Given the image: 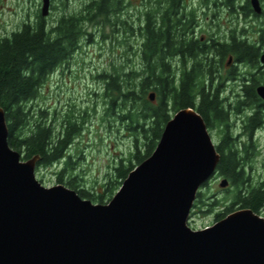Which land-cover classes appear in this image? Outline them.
<instances>
[{
	"label": "trees",
	"instance_id": "obj_1",
	"mask_svg": "<svg viewBox=\"0 0 264 264\" xmlns=\"http://www.w3.org/2000/svg\"><path fill=\"white\" fill-rule=\"evenodd\" d=\"M140 1L145 4L144 10H140L138 26L141 43L133 50V55L139 57L141 63L137 66L130 64L131 58H127L120 65L113 63L110 70L98 74L105 82L104 95L109 98V110L113 111L120 101V118L126 121L134 138L128 157L121 158L114 165L98 193L82 188L78 177L72 173L76 162L71 146L81 132L82 123H78L74 113H68L60 129H57L47 120L46 112L31 109V103L40 97L41 88L50 76L65 66L81 48L85 36L92 35L88 23L109 25L115 32L114 27L120 22L125 33L134 35L135 26L123 18V10L130 0H86L82 9L63 13L53 22L43 17L39 10L34 21L25 20L10 34H0V105L6 111L9 145L22 154V159L39 155V167L62 162L64 166L57 172L58 182L65 183L83 198L96 203H106L105 199L110 201L128 174L152 154L165 125L179 109L195 107L207 126L228 127L230 124L227 106L220 100L218 91L204 92L200 98L195 94L189 95V76L182 85H176L173 57L178 53L183 57L198 54L195 43L177 37L182 32L178 28L189 27L195 18L186 7L187 0ZM213 1L216 3V0H207L206 3ZM221 1L232 14L241 11L244 16L252 13L264 19V5L262 14H257L252 9L251 0ZM181 4L184 7H180ZM55 7L52 4V8ZM234 32L235 29L232 30L231 40L227 38L226 42L211 43L205 48L209 56L208 75L211 80L214 57L220 63L228 62L230 57L234 61L253 65L259 63L260 54L264 51V22L257 31L256 39H253L254 31L245 28L240 31V37H236ZM102 36L108 37L105 34ZM129 47L132 49L133 46ZM196 69H199L196 75L205 74L202 67ZM225 78L226 75H223L222 81ZM260 83H264V74L254 79V85ZM151 90L156 93V100L150 99ZM262 102L264 100L253 90L236 105V109L238 112L245 107L262 108ZM261 121L260 116H255L250 123L260 124ZM216 147L221 159L214 177L227 178L232 186L223 197L226 203L230 202L228 205L223 203L226 208L217 213L216 221L246 207L264 215V181L252 182L247 172V159L256 153L255 147L237 144L229 137ZM212 198L220 203L217 196L206 198L205 192L200 190L193 208L211 205Z\"/></svg>",
	"mask_w": 264,
	"mask_h": 264
},
{
	"label": "water",
	"instance_id": "obj_2",
	"mask_svg": "<svg viewBox=\"0 0 264 264\" xmlns=\"http://www.w3.org/2000/svg\"><path fill=\"white\" fill-rule=\"evenodd\" d=\"M41 1L47 17L52 0ZM251 5L263 12L260 0ZM257 93L264 100V84ZM8 137L0 105V264H264V216L252 208L201 229L189 224L221 159L195 107L171 117L152 154L106 203L65 184H42L40 156L22 159ZM228 184L223 178L221 186Z\"/></svg>",
	"mask_w": 264,
	"mask_h": 264
},
{
	"label": "rangeland",
	"instance_id": "obj_3",
	"mask_svg": "<svg viewBox=\"0 0 264 264\" xmlns=\"http://www.w3.org/2000/svg\"><path fill=\"white\" fill-rule=\"evenodd\" d=\"M85 1L52 0L51 12L46 18L53 22L63 13L79 11ZM260 1L263 6L264 0ZM187 2L193 5L197 3V0H190V2L187 0ZM222 3L224 1L216 0V3L213 1L210 12L200 17L205 25L203 30L206 32L208 29L207 33L211 36L219 32L215 28V25L218 27L219 24L220 36L226 42L233 29H235L234 33L240 36V31L245 28L250 32L254 31L253 39H256L257 31L261 28L264 19L252 13L244 16L241 11L232 14ZM52 4L56 7L52 8ZM144 5V1L130 0L123 10V18L128 19L135 26L134 35L125 33L120 22L114 27L115 32L109 25L88 23L87 27L92 35L85 36L81 48L65 66L50 76L41 88L40 97L31 103V109L45 111L47 120L55 124L57 129H60L68 113H74L78 123H82L81 132L71 146V154L76 162L72 173L78 177L77 180L82 188L94 193L103 189L102 184L106 183L114 165L119 163L121 158L128 157L134 139L126 121L120 118V101L113 111L109 110V98L104 95L105 82L98 77V74L103 70H110L113 63L120 65L127 58H131L130 64L137 66L141 63L140 58L133 55V50L137 49L141 43L138 26L141 18L140 10H144ZM219 5L223 8H217ZM41 8V0H0V34H10L25 20L34 21L36 12ZM207 16L208 25H206ZM103 34L108 37L103 38ZM129 46H133L132 49ZM151 92L154 91L151 90ZM255 151L256 153L251 154V157L247 159V172L252 182L264 181V146H255ZM63 166L62 162L49 167L37 166L36 177L48 187L65 184L58 182L57 176V172ZM223 178L212 177L208 184L202 187L201 191L205 192L206 198L215 195L220 199V203H216V200L212 198L214 201H211V205L193 208L189 221L192 228L201 229L212 225L216 221L217 213L225 210L224 204L228 205L230 202L226 203L223 197L227 195V189L232 186L230 183L225 187L221 186ZM117 191L118 189L110 199ZM108 200L105 199V202Z\"/></svg>",
	"mask_w": 264,
	"mask_h": 264
},
{
	"label": "flooded vegetation",
	"instance_id": "obj_4",
	"mask_svg": "<svg viewBox=\"0 0 264 264\" xmlns=\"http://www.w3.org/2000/svg\"><path fill=\"white\" fill-rule=\"evenodd\" d=\"M206 2L207 0H197V3L193 5L188 3L186 7L190 10V13L194 14L195 18L189 27H183V29L181 27L178 28V30H181L182 32L177 35V37L181 40L195 43L198 47V54L196 56L190 54L187 57H183L178 53L173 57V71L176 85H182L184 79L187 80V77L189 76L188 81L190 82L191 80L190 88L188 90L189 95L195 94L200 98L201 94L204 92L209 93L210 91H218L220 100L224 101L227 106L230 124L228 127H218L216 125L207 126L216 145L225 141L226 137H229L230 140L237 144L254 147L259 145L264 146V102H262V108H257L256 106L245 107L238 112L236 109V105L241 103V100L248 97L251 91L255 90L257 92V87L260 84H264L260 83L254 85L255 77L264 74V65L262 64L260 57L259 63L255 65L247 62L234 61V59L230 60V58L228 62L220 63L216 60L217 58L214 57L212 64L213 79H210L208 75L209 56L207 55L205 48L211 43H223L224 38H221L220 36V30L218 29L219 24L218 27L215 25V28L219 32L214 33L211 36L207 33L208 29L206 32L203 30L205 25L203 19H200V17L204 16L206 12L209 13L211 8V4ZM180 7H184L183 4H181ZM217 8L223 7L222 5H219ZM179 11H182V9ZM213 23H215L214 20ZM206 25H208V16ZM231 36L228 40H231ZM235 36L240 37L238 34H235ZM196 67H202V70L205 69V74L196 75L195 73L199 70L196 69ZM223 75H226L224 81H222ZM210 87H213V89ZM255 116L261 117L262 121L260 124L250 123L252 117Z\"/></svg>",
	"mask_w": 264,
	"mask_h": 264
}]
</instances>
